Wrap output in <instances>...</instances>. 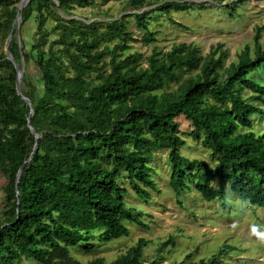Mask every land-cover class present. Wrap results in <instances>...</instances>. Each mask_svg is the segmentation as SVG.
<instances>
[{
	"label": "trees",
	"instance_id": "obj_1",
	"mask_svg": "<svg viewBox=\"0 0 264 264\" xmlns=\"http://www.w3.org/2000/svg\"><path fill=\"white\" fill-rule=\"evenodd\" d=\"M98 1L107 0H31L23 9L22 26L36 14L37 39L25 53L16 27L9 49L20 70L26 64L21 92L33 113L17 92L14 63L0 50V173L7 178L0 264H83L71 249L92 254L98 243L129 237V223L148 229L142 211L127 205L124 184L149 202L159 192L151 164L160 150L168 152L170 186L177 196L194 186L204 202L226 206L232 191L251 207L264 208V131H254L253 119L264 118V28H257L254 46L247 45L228 67L223 45L203 56L195 45L181 43L167 53L154 50L145 68L140 55L123 57L132 34L122 19L100 31L97 22L72 18L76 9ZM125 2L139 12L152 6V0ZM14 5L0 0L4 40L17 18ZM184 5L166 2L135 14L145 31L143 42H156L150 14L169 13L172 6L184 11ZM51 19L56 24L49 30ZM54 34L58 37L51 40ZM114 42L112 50L101 49ZM27 66L36 69L31 87ZM179 116L192 124L191 137L211 152L214 167L182 155L186 142ZM170 243L174 240L162 244L158 254ZM148 244L141 238L111 263L95 258L87 264H162L146 261ZM229 250L225 245L198 264H216Z\"/></svg>",
	"mask_w": 264,
	"mask_h": 264
},
{
	"label": "rangeland",
	"instance_id": "obj_2",
	"mask_svg": "<svg viewBox=\"0 0 264 264\" xmlns=\"http://www.w3.org/2000/svg\"><path fill=\"white\" fill-rule=\"evenodd\" d=\"M21 1L14 0V6L19 8ZM166 2L185 3L183 9L186 10L176 11L172 6L169 13L157 11L150 14L149 17L155 20L150 21L149 30L156 35V42L146 44L143 42L145 31L138 28L134 15L155 11ZM144 11L131 10L125 0H107L98 1L91 7L76 9L72 18L87 25L97 22L101 25L100 31L106 30L108 22L122 19L127 31L132 34V41L128 43L130 49L123 57L138 54L141 56L139 63L145 68L148 67L147 59L154 50L167 53L173 46L181 43L195 45L203 56H207L213 47L223 45L228 52L225 65L228 67L238 60V55L247 45L254 46L257 28H264V0H152V6ZM35 16L36 14L23 26L22 22L19 26L16 25L20 33V46L22 39L27 47L25 53L31 52L32 43L37 39ZM55 24L56 21L51 19L47 28L51 30ZM57 37V34H54L50 39ZM10 42V37L4 40L0 35V50L6 53ZM261 44L264 47V30ZM114 46L115 42L104 43L101 49L108 47L112 50ZM104 61L109 63L110 57ZM22 69H26L24 61ZM27 69L32 81L28 86L31 87L34 85L36 69L34 66H27ZM190 74L185 73V78ZM176 88L177 85L172 86V89ZM253 119L254 131H264V124L257 121L264 118L254 116ZM176 122L180 136L186 142L181 150L182 155L191 160L204 161L214 167L211 152L191 137L192 124L184 116L177 117ZM151 165L156 170L153 179L159 192H153L149 202L141 201L129 185L124 184V187L129 189V194L125 197L127 205L142 211L143 221L148 225V229L129 223V237L107 244L98 243L95 252L89 255L79 248L71 249L74 258L83 264L95 258H104L106 262L111 263L136 245L139 239L144 238L149 241L144 252L148 263L161 259L162 264H198L201 260L208 261L218 255L226 245L232 250L221 254L216 259V264H264V208L251 207L232 191H228L226 206L220 201L204 202L194 186L177 196L170 186L172 170L168 152H155ZM6 186L7 178L0 173V218L4 217L6 211ZM170 239H173L174 243L168 244L165 250L158 254L161 245ZM23 264L37 263L25 261Z\"/></svg>",
	"mask_w": 264,
	"mask_h": 264
},
{
	"label": "water",
	"instance_id": "obj_3",
	"mask_svg": "<svg viewBox=\"0 0 264 264\" xmlns=\"http://www.w3.org/2000/svg\"><path fill=\"white\" fill-rule=\"evenodd\" d=\"M30 1L31 0H22L21 1L20 6H19V10H18V14H17V18H16V21H15V23L13 25L12 31H11L10 40H11V38L13 36L14 30L16 28V25L19 26L21 24V16H22L23 9L29 4ZM54 1L56 2V0H54ZM9 46H10V43L8 45L6 54H7V57L14 63L15 68H16V71H17V81H16V89H17V92L22 97V99L24 101H26V103H28L30 105V107H31V113H33L32 104H31L30 99L27 98V97H25L22 94V92H21V81H22V78H23L24 70L23 69L20 70L19 65L16 63V61L14 60V58H13L11 52H10ZM29 124H30V120H29ZM29 126H30L31 131L35 134L36 139H38V135L35 132L34 128L31 126V124ZM37 146L38 145L36 144L35 150L37 149ZM26 163L24 164V166L26 165ZM24 166L20 169V171L18 173V177H17L16 190H17V195L18 196H19V181H20V178H21V175H22V170H23Z\"/></svg>",
	"mask_w": 264,
	"mask_h": 264
}]
</instances>
